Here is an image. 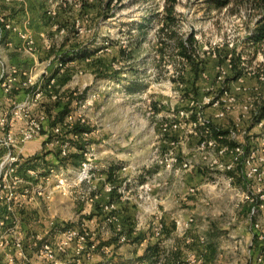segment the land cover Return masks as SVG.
<instances>
[{
	"label": "rangeland",
	"instance_id": "obj_1",
	"mask_svg": "<svg viewBox=\"0 0 264 264\" xmlns=\"http://www.w3.org/2000/svg\"><path fill=\"white\" fill-rule=\"evenodd\" d=\"M1 1V6L14 13L23 6L25 12L17 14L18 20L28 16L36 31L38 42L35 53L26 51L21 55L14 52L15 57L23 59L27 67L32 65L31 59L37 62L38 68H29L35 83L33 88L43 91L42 99L34 109L35 115L41 112L47 118L50 114L55 115L58 107L56 101L66 102L70 97H73L74 110L81 101L94 96L92 105L84 112L92 133L84 140L95 145V149L89 161L92 165L91 175L84 181L80 180L83 162L74 166L68 161L69 172L60 178L51 173L50 168L45 169L44 158L53 162L55 156L52 150L60 151L59 146L41 143L36 145L40 147L36 149L37 153H31L22 160L16 174L21 181L15 183L9 178L6 186L0 187V251L6 250L3 247L9 245L15 252L17 249L22 252L30 244H34L35 251L36 248L39 250L43 240L53 241L56 230L74 226L103 230L106 223L104 230L112 231L121 224L122 230H126L121 214L127 206L125 201L135 207V230L140 211L144 213V206L122 198V186L124 182L129 184L128 180L131 179V183L143 180L154 184L152 198L159 196L158 210L166 208L176 217L183 216L178 210L187 207V204H183L184 198L198 197L194 199L199 200V211L203 213L201 216L196 214L192 226L196 230H183L173 219L164 218L169 221L170 228H175L172 230L174 233L168 235L169 238L164 237L167 238L165 244L168 247H163L164 253L159 259L162 264H174L172 255L175 249L172 246L178 239L182 241L180 238L183 239L186 234L195 239L193 245L200 243V246H204L205 254V247L218 245L216 257L222 261L220 264H256L252 258L258 252L264 254L261 250L264 241L260 240L259 243L255 239V232L260 230L262 233L261 230H264V217H260L262 211L246 220L234 217L239 208H242V213L245 212L243 205L248 204L251 209V204L246 201L247 194L257 200L255 188L264 189V125L252 123L254 112L251 113V109L241 121L240 129L236 130L237 141L246 151L259 152L256 164L261 171L255 178L246 177L245 166L242 172L238 170L242 157L239 156V164L235 163L234 168L228 171L217 164L234 162V157L229 153L218 156L212 148L201 151L198 149L199 134L186 133V128H171L165 132L162 126L174 115L181 119L180 112L185 110L192 114L200 112L212 122L220 126L229 125L230 128L237 116L243 118L245 105L257 109L264 103V57L261 53H253L244 42L252 26L249 6L232 2L226 7L214 8L206 0H179L173 13L176 19L166 25L165 0ZM191 36L197 40L199 54L195 59L200 69L198 77L179 49L180 40L187 41ZM121 49L125 50L124 53ZM231 59L234 62L231 63ZM240 59L242 63H239ZM62 61H65L64 65H60ZM234 64L238 65V70H243L239 79L233 77ZM243 66L246 69H242ZM227 77H233L228 87L225 86ZM131 78H137L147 86L140 92L129 93L124 84ZM227 90L235 101L231 103L225 118L218 119L216 113L226 103ZM149 105L155 111L153 118L147 114ZM106 118L127 120L130 133L140 136L137 140L140 143L135 145L138 147L136 151L125 154L121 149L119 134L112 141L118 150L114 153L106 151V130L111 128L106 124ZM142 118L153 122L155 129H152L153 124H143ZM69 134L65 133V136ZM92 134L101 138L94 139ZM152 138L154 143H151ZM67 139L71 143L70 150L74 151L72 147L77 140ZM51 140V136H46V142ZM147 140L149 144H146ZM167 152L173 153L179 160L172 169L156 161ZM216 159H219L218 163ZM83 160H86L85 154ZM113 161H122L130 168L119 172L120 182H110L113 186L110 192L106 188L109 182L103 170ZM185 162H192L194 166L185 168ZM154 166L159 168L155 172L151 171ZM29 169L33 173L28 172ZM231 175L234 181L229 185L228 177ZM160 180L162 182L158 184ZM172 190H176L177 195L171 196L174 202L170 207L157 192L169 193ZM41 191L42 194H39ZM92 195L98 197L90 200ZM113 204L115 207L111 206ZM145 207L149 222L154 217L150 215L154 211V204L147 202ZM111 217L117 218L116 223L110 220ZM26 232L32 235H26ZM261 235L264 236V232ZM96 237L103 244L116 238V235L112 233L111 239H103V235ZM200 237L206 239L205 243L200 242ZM129 244L115 240L107 259L113 264H134L132 261L136 258L134 251L137 247L132 242ZM65 255L59 253L57 257ZM187 257L185 255V259L179 261ZM188 258L193 260L195 257ZM46 264L53 262L49 259Z\"/></svg>",
	"mask_w": 264,
	"mask_h": 264
},
{
	"label": "built area",
	"instance_id": "obj_2",
	"mask_svg": "<svg viewBox=\"0 0 264 264\" xmlns=\"http://www.w3.org/2000/svg\"><path fill=\"white\" fill-rule=\"evenodd\" d=\"M29 26V21H26V27L22 28L0 16V36L2 37L7 30L17 33L23 39L26 51L35 53L37 50V40L36 37L30 32ZM12 44V40L7 42V45L9 46ZM64 62L62 61L60 65H64ZM224 73L225 70H223L222 74ZM52 80L54 81L55 77H53ZM33 87H35V83L32 71L20 65L9 63L0 53V187L2 185L6 186V182H8L9 178L13 179L15 183L21 181L19 179L20 177L16 174L20 169L22 160H24L26 157L24 156L25 146L29 142L42 136L44 134L43 132L47 129L46 122L48 118L46 114L41 113L36 116L34 113L35 107L42 99L43 91H37ZM225 93L227 95L226 99H224L226 103L223 108L218 110L216 113V118H225L227 111L231 107V103L235 101V97L230 94L228 90ZM93 98L94 96L87 97L81 101L79 106H77L74 110L69 111L65 115L63 121H60L55 126H53L51 130L48 131L52 137V140L50 142H46V145L51 144L54 146H59L60 155L68 156L71 151V143L67 138L76 140L81 138L87 139L91 135V131L86 130L81 134H77L72 131L77 123H89V120H87L84 112L90 105H92ZM244 109L245 112L243 114V118L242 116H237L233 125L229 128L230 133L228 138L236 142V145L233 147L227 144H222L217 138L213 136H208L210 133L208 125L213 122L212 120L201 115L200 112H197V114H192L189 111L182 110L180 112L182 115L181 119L177 118V115H174V118L172 117L170 120H167L162 124L163 131L168 132L171 130V128H186V133L189 131L199 134V150L206 151L207 149L212 148L216 150L218 156L229 153V155L234 157V162H221L220 164H217L219 167L230 171L232 168H234L233 165L235 163L239 164L241 161L242 164L247 168L245 173L246 177L255 178L260 174L261 171L259 166L256 164V160L258 158L257 153L259 152L246 151L245 147L237 141L238 135L236 130L240 129L239 125L241 121L247 117V114L250 113L249 111L252 109L251 113L254 112L253 114H257L259 107L257 109L252 108V105L247 104L244 106ZM147 114L149 117L154 116L155 111L152 105L148 106ZM256 125H264V118ZM201 126L205 128L204 134L201 131ZM152 129H155L154 123ZM66 131L72 133V137L71 135L65 136ZM94 149L95 145H92L89 142L86 143L84 151L86 160L82 161L83 167L81 169V181L88 179L91 175L90 172L92 170V165L89 161L94 155ZM239 156L242 157L240 161H238ZM218 160L219 159H216L215 162L218 163ZM156 161L157 163L172 169L177 165L179 160L173 153L167 152L165 156L158 157ZM183 166L185 168H192L194 163L185 162ZM129 168L130 165H123L120 171L127 170ZM50 171L60 178L61 176H64L66 172H69V169L65 165H57L56 167H51ZM28 172L33 173L31 169H29ZM128 181H130L129 184L124 182L122 186L124 193L122 198L129 201L134 200V202H136L139 206H144V213L142 214L140 211V214L137 218V226L135 227L134 234H137L138 231L144 228L151 230V235L144 238L141 242H139L138 245L144 244L151 238L163 240L165 229L164 214L163 211L158 210L159 196L152 198L154 184L149 181L138 180L139 182H137L134 180L133 183H131V179ZM233 181L234 176H229L228 184L231 185ZM106 188L107 191L111 192L113 186L109 182L107 183ZM255 189L257 190V200H255L251 194L246 195V201L251 204V217L255 216L257 212L264 210V189L262 187ZM254 191L255 190H253V192ZM39 194H42V191L39 192ZM94 196L95 195L90 196V200H94L95 197H98ZM147 202L154 204V211L150 212L152 213L150 215H154V217H152L149 222L147 221V212L145 211L147 209L145 207V203ZM111 206L115 207L114 204ZM116 219L117 218H110V220L114 223H116ZM172 219L178 226L182 227L183 230L186 231L192 230V226L195 221L193 216L184 218L182 215H179L178 217L174 215ZM257 226H259V224H257ZM105 227L106 223L103 226V230ZM106 231L109 232V230ZM110 232L115 233L119 243H129L132 240L126 231L122 230L121 224L116 226L115 230H110ZM186 236L188 243L194 242L195 239L192 236H189L188 234H186ZM260 238H263V235H261ZM199 240L201 243H205L206 241V239L202 237H200ZM18 245L21 246V243L19 242ZM71 248L74 250L73 256L69 253ZM111 250L112 248L110 244L106 242L100 244V240L95 238V234L91 230H88L85 227L74 226L66 230H56L53 241L43 240V243H41V247L38 250V254L45 260L51 259L53 264H88L93 259L95 253L100 252L109 254L111 253ZM59 253L66 255L59 258L57 257ZM193 263L202 264V256L195 257L193 260L188 258L179 264ZM137 264L149 263L138 262ZM151 264H162V260H156Z\"/></svg>",
	"mask_w": 264,
	"mask_h": 264
},
{
	"label": "trees",
	"instance_id": "obj_3",
	"mask_svg": "<svg viewBox=\"0 0 264 264\" xmlns=\"http://www.w3.org/2000/svg\"><path fill=\"white\" fill-rule=\"evenodd\" d=\"M206 1L211 7H214V8H223V7L230 5L232 2L244 4L246 6L248 5L249 9L251 10V16H252L251 25L252 26L249 28L248 33L244 37V42H245L246 47H248L253 53L255 54L261 53L264 57V0H206ZM178 3H179V0H165L166 13H167V16L165 18L166 25L173 23L174 19H176L173 13ZM179 49H180L181 55L190 62V64L192 65V69L196 74V77H198L200 73V69H199V63L196 62V59H195L199 54L197 51V40L193 36H191L190 39L187 41L184 39L180 40ZM121 51L122 53H124L125 50L121 49ZM73 59H76V58H73ZM232 62H234L233 59H231V63ZM235 63H236V60H235ZM239 63H242L241 59ZM242 69H246V66H243ZM234 70H235V75L233 77L235 79L237 78L239 79L243 75V72H242L243 70H238V65L236 66L235 64H234ZM56 75L57 74H55L54 77H56ZM184 77L185 76L182 77L183 80L185 79ZM233 77L226 78L225 80L226 87H228L229 80ZM127 82H128L127 84H124V87H125V90H127L129 93L140 92V90H142L143 87L146 85V84L141 83L137 78L127 80ZM72 98L73 97H70V99L67 100L66 102L56 101V104L58 105L57 112L55 115L50 114V116L47 119V122H46L47 129L45 130L46 132L43 134L44 136H43L42 143H46V136L49 137L50 135L48 131H50L51 128L55 126L57 123H59L60 121H63L65 115L69 111L72 110V104H73ZM263 118H264V103L259 107L258 113L253 114L252 123L256 125ZM208 126H209L208 129L210 131L208 136H213L217 138L222 144H227L231 147L236 145L235 141L230 140L228 138V135L230 133L229 125L228 127L227 125L220 126L219 124L213 122V123H210ZM86 130L91 131V129L88 127V124L77 123L72 132L81 134ZM204 130L205 128L201 126V131L203 132V134H204ZM65 133L69 134L68 131H66ZM70 135L72 136V133H70L69 136ZM87 142L88 141L84 140V138H81L77 140V142H74L73 147H72L74 151L71 150L68 156H61L60 151L54 152L52 150L55 156V160L51 162L50 160H45L44 158V161H46L45 169L55 167V165H58V164L67 166L68 161H71L74 166H78L83 161L85 145ZM26 160H29V158H27ZM123 165H124V162L122 161L121 162L113 161L112 163L109 164L107 168L103 170L104 173L106 174L108 182H111V183L120 182L119 172L122 169ZM243 166L244 165L242 164L241 166L238 167V170L240 169V172L243 171ZM125 203H127V206H125L121 211L124 226L126 228L125 231L129 235V237L132 239L131 242L133 244L135 243L139 244V242H141L144 238L149 237L151 235V230L148 229L143 232H139L137 234L133 233V220H134V214H135V207L130 202H125ZM164 218L166 219V217ZM165 219H164L165 229H164L163 238L166 237L172 231V229L175 228V227L170 228L167 221H165ZM0 220H2L1 213H0ZM260 234H261L260 230L255 232L256 240H259ZM95 238L99 240L96 237V235H95ZM115 240H118L117 236L113 240H110V243L112 244ZM153 240L154 241L147 243L144 251L138 257L133 259L132 262H134V264H137L138 262H147L151 264L152 262L159 260L162 257L164 253L163 246L161 245L162 240L161 239H153ZM191 243L188 244L187 242L185 246L190 245ZM199 244L200 243H195V245H199ZM261 250H263V253H264L263 246ZM179 251L181 252L182 250H176L175 252H173L172 262L174 264L180 263L179 260H181V257H180L181 255ZM198 252H200V249H198ZM110 262L111 261L104 263L102 261H99L95 264H113V262L111 263Z\"/></svg>",
	"mask_w": 264,
	"mask_h": 264
},
{
	"label": "crops",
	"instance_id": "obj_4",
	"mask_svg": "<svg viewBox=\"0 0 264 264\" xmlns=\"http://www.w3.org/2000/svg\"><path fill=\"white\" fill-rule=\"evenodd\" d=\"M1 2L4 3V0L1 1ZM23 11L25 12L23 6H22V8H20L18 10V12L15 11V13H14L12 10H8V8L6 6H3V5L1 6L0 5V16L4 17L7 21L13 22L15 25H18V26H20L22 28H25L26 27V21H29L30 22V26H29L30 32L36 37V40H37L36 31L34 30V28H32V25H31L32 24L31 18H29L27 16L28 18L25 17L21 21L18 20L19 17H17V14L18 13H23ZM20 15H25V14H20ZM9 40L10 41L12 40V42H13V44L11 46L7 45V42ZM15 51L19 52V53H22L21 55H24V53L26 52L24 41L17 33H14V32H11V31L7 30V31H5V33H4V35L2 37L0 36V53L3 55V57L11 64H17V65L20 64V66H22L24 68H28V69L29 68L33 69L35 67L38 68L37 67L38 65H36L37 62L34 59L33 60L31 59V64H32L31 67H27L23 63V61H24L23 59L15 57V55H16V54H14ZM38 53H39V51H38ZM157 111H160V110L158 109ZM41 113H44V112H41ZM218 119H223V118H218ZM106 121H108L106 124L111 127L109 129L107 128V130H106L107 137L105 139V142H106L105 146L107 148L106 151L108 153H114L115 150H118L117 148H115V145L112 142L113 140H115V137H117L118 134H119V137L122 140V143H121V147L122 148L121 149L123 150V152H126L125 154H127V152H129V151H133V150L136 151L138 149V147H135V145H137V143L139 142L137 140L140 139V136L136 137V136H134V133H132V132L130 133V128L128 126L127 120H124L122 118H119V119H117V118H109ZM142 122H143V124H145L147 126H150L151 124H153V122H150V120L146 121L144 118H142ZM110 124H112V125H110ZM150 130H152V129L150 128ZM91 133H92V131H91ZM92 135H94L93 136L94 139L101 138L100 136H98L96 134H92ZM43 136L44 135H42L39 138H37V139L29 142L28 144H26L25 149H24V156H29V155H31V153H35L36 151H38L36 149H38L40 147H37L36 145H39V144L42 143ZM156 137H158V135L155 136V138ZM153 139L154 138L151 139V143H154L155 140H153ZM148 142L149 141L147 140L146 144H149ZM123 143H125V146H123ZM139 147H141V146H139ZM121 152L122 151H120V153ZM108 155H110V154H108ZM130 159H132V158H130ZM157 169H159V168L154 166L151 169V171L155 172ZM159 171H157L156 173L160 174L161 172H159ZM161 182L162 181L160 180L158 182V184H160ZM163 182H165V181H163ZM157 193L162 197V200L164 198V200L166 201L168 206L172 207V203L174 201H173V199L171 200L170 198H171V196H176L177 195L176 194L177 193L176 190L175 191H173V190L169 191V193H167L166 191H163L161 193H159V191H158ZM194 198L197 199L198 197L197 196H193L191 198H188L187 200H185V198H184L183 204L184 205L187 204V207H183V209H179L178 210L179 213L183 214L184 217H188V216H192L193 215V217L196 218V214H198L199 216L202 215L203 212L199 211V207H198L199 203L197 201H199V200L196 201ZM178 199H180V198H178ZM177 202H179V201L177 200ZM195 204L197 205V207H195ZM243 207H245V209H246L245 212H243V213L241 212L242 208L237 209L238 212L235 214L234 219L236 218V219H239V220H241V219H245L246 220L248 217L251 216L249 205L246 204L245 206L243 205ZM163 214H164V217H166V219H169V220L172 219L173 216H174V214L172 212L167 211L166 208H165V210H163ZM260 217H264V210H262V212L260 213ZM168 222L169 221H167V223ZM172 230H174V229H172ZM192 230H196V229L194 228ZM91 231L95 235H103V239H111L110 237L112 236V232H110V230H109V232L106 231V230H91ZM143 231H145V230H140V231H138V233L139 232H143ZM261 231H262L261 234H263L264 230L262 229ZM133 233H134V230H133ZM173 233L174 232L171 231L169 234L172 235ZM26 235H32V233L30 234L29 232H26ZM168 235L166 237H168ZM28 237H30V236H28ZM166 239L167 238H165V239H163L161 241V245L163 247H164V245L167 246L165 244V240ZM180 240H182V241H179V239H178L177 243L175 244V246H172V248L175 249V251L176 250H182L181 252L179 251L182 259H185V255H186V257L187 256L188 257L189 256H193V257L202 256L204 264H220V262L222 263V261H219L218 258L216 257L217 256L218 245L213 244V245H209L207 248L205 247V250H207V252H208V253L206 252V254H205L204 246L202 247L200 245H193V242L190 245L185 246V244L187 243L186 242L187 241V236L183 237V239L180 238ZM260 240L264 241V236H263V238L259 237V240H257V241L260 243ZM151 241H154V240L151 238L147 242H145L144 244H141V245L133 244L134 246L137 247V249L135 248L136 250L134 251L136 257H138L144 251L147 243H149ZM107 242H108V244H110V246L112 248L113 243L111 244L110 241H107ZM166 242H168V240ZM127 244H129V243H127ZM33 245L34 244L27 245L26 249L25 250L23 249L22 252L20 250H18V249L15 252L14 248H12V247L10 248L9 245H5V247H3V248L6 249V250H2L1 249V251H0V264H46V260H43V258L39 256L38 251H37L38 249L36 248V251H35ZM129 245H131V244H129ZM24 248H25V246H24ZM169 249H171V247H169ZM198 249H200V252H202V253L198 252ZM255 250H257L256 247H255ZM24 252L28 256H26L24 254ZM183 252H184V254H183ZM69 253H70V255L73 256V254H74L73 248H71L69 250ZM188 257H187V259H188ZM107 258H108L107 254L97 252V253H95L93 259L88 264H95V263H97L99 261H102V262L106 263V262H108ZM23 259H26V260L24 261ZM252 262H254L256 264H264V254L262 255V253L258 252L257 255L252 258ZM193 264H195V263H193Z\"/></svg>",
	"mask_w": 264,
	"mask_h": 264
}]
</instances>
